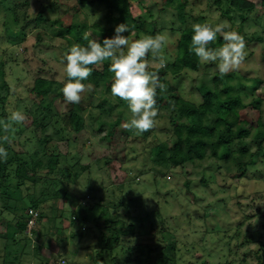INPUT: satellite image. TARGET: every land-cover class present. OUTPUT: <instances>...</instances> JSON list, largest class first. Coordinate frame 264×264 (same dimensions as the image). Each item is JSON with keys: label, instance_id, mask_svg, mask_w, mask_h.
I'll return each instance as SVG.
<instances>
[{"label": "trees", "instance_id": "16d2710c", "mask_svg": "<svg viewBox=\"0 0 264 264\" xmlns=\"http://www.w3.org/2000/svg\"><path fill=\"white\" fill-rule=\"evenodd\" d=\"M189 1L160 0L157 15L149 21L135 11L137 6L133 0H51L50 3L42 5V8H52L51 3L56 7L64 5L61 14L53 19L49 26L52 36H59L67 41V52L74 43L87 44L83 35L88 28L96 29L99 34L97 38L102 42L105 37L111 38L115 35L117 25L127 23L130 29H134L131 38L135 40L141 36L140 31L144 25L150 28L151 35L155 31H161L163 12H172L169 17V30L175 37L164 51L169 62L163 67L149 66V70L156 71L160 81L167 85L165 92L157 90V108L160 111L168 103H172L166 119L171 134L163 142L158 139L149 150L156 165L152 170V179L156 183L159 177L165 180L168 173L185 174L188 165L206 160L207 164L220 173L224 168L225 176L231 175L229 172L235 167L237 174L231 176L234 181H239L247 168L264 161V91L260 90L261 79L258 76L253 78L255 93L251 92L250 98L244 101L242 94H248L241 90L240 83H231L233 72L221 76L217 70L213 73L210 83L200 82L198 88L201 95L196 100L185 97L180 91V86L177 87L165 78L170 74L174 79H180L186 71H196L201 64L199 58L189 51L193 35L192 25L196 17L188 13ZM0 2L9 6L11 0ZM207 3L226 16L230 29L225 30L239 32L246 41V47L254 42L264 41V0H207ZM42 8L33 18L37 23L44 20ZM99 10L103 12L100 17L105 20L104 25L97 15ZM78 13L82 16L78 17ZM197 16L202 21L203 15L200 13ZM248 27L254 28L248 32ZM42 33L41 30L35 33V41H43ZM18 39L21 40L22 37ZM223 43V37L218 34L216 41L209 47L216 49ZM169 49H172V52H169ZM260 53L264 59V47ZM149 58L150 54L147 59ZM109 64L110 61H105L102 66L94 68L88 80L83 81L85 84H91L93 90L84 93L79 104H69L64 100L61 89L67 82L66 74L64 81H57L43 74L33 77L24 109L26 122L17 126L13 138L17 143H24V148L15 150L12 144L5 143L3 146L7 149L8 158L6 161L0 159V227H6L3 233H0L4 235L2 248L5 252L2 262L11 258L12 262L21 264L22 257L29 254L36 259V264H50L46 256L40 255L42 242L37 240L32 250H26L31 242L24 232L28 227V220L33 218L31 231L40 235H49L53 231L56 241L64 239L62 231L67 226L77 230L72 234L73 239L80 238L84 234V225L92 222L99 235L93 245L96 249L95 255L90 253L89 258L99 264H177L176 258L167 253L174 250L175 241L161 235V230H156L148 213L143 218L149 222L152 235H148L150 239L146 242L141 240L143 235L140 225L118 217L115 220L108 218L106 207L114 210L123 207L126 218L132 220L127 212L130 197L122 194V183L116 185L118 190L112 189L114 202L104 201L106 190L105 186H102L92 195L97 199L89 197L83 204L82 212H79L77 203L83 193L70 191V185L78 184L82 172L90 168L89 162L81 161L82 147L86 139L79 140L88 128L93 136L101 133L99 138L106 144L105 149L98 155L94 156V153L90 152L97 164L105 161L106 165L113 167L125 159L126 152L121 145H125L129 131L125 130L123 125L131 118V114L127 103L111 94L113 74L108 71ZM9 87L10 83L5 76V63L0 57V122L7 121L9 116L4 109L8 101ZM96 90L102 101L90 108L91 97ZM1 92L6 95L1 96ZM94 108L97 109L96 112L92 110ZM125 109L128 114L124 113ZM112 113L113 118H103V114L111 116ZM3 135L5 133L0 126V137ZM250 141L255 144L254 150H250ZM121 174L122 177L128 176L129 171L124 170ZM202 176L201 180L205 181L206 178L203 174ZM133 179L135 180V177ZM111 182H115L114 179L109 181ZM189 183L190 179L185 180L186 186ZM89 191H92V188H89ZM25 198L29 200L28 206H25ZM64 198L67 199L69 207L63 205ZM146 198L151 202L150 197ZM158 208L155 209L159 210ZM46 209L54 214L49 215ZM259 213V210L256 214L249 212L244 219L254 215L263 217L264 212ZM4 218H8L6 223ZM44 218L48 224L45 231L39 228ZM241 225L242 221L238 223L239 227ZM22 233L24 235L20 237ZM263 233L264 226L260 225L256 234L259 236ZM50 238L52 236H49L51 241ZM7 239L12 242L6 241ZM247 240L256 242V248L251 249L256 256V264H264V243L258 238L254 239L252 234ZM117 248L124 253L122 262L118 261L116 256ZM63 254L64 249H59L55 256Z\"/></svg>", "mask_w": 264, "mask_h": 264}, {"label": "rangeland", "instance_id": "374dc122", "mask_svg": "<svg viewBox=\"0 0 264 264\" xmlns=\"http://www.w3.org/2000/svg\"><path fill=\"white\" fill-rule=\"evenodd\" d=\"M50 1L11 0L9 6L0 2V57L5 63V76L10 83V90L7 93L8 101L4 107L8 114L17 109L24 113L28 102L27 91L36 74H43L57 81H64L63 69L66 63L64 57L67 53V41L62 37L52 36L49 26L50 22L61 14L64 5L56 7L51 3L52 8L48 9L45 6L42 8V5L48 4ZM133 1L137 6L135 11L141 13L147 21L157 15L160 0ZM41 8L44 9V20L37 23L33 18ZM187 10L192 16H196L195 23L205 22L215 25L227 22L230 25L226 16L222 15L220 10L212 4L209 5L207 0H190ZM102 13L99 10L98 17ZM149 13H151L150 16ZM200 13L203 15L202 21L197 16ZM171 14L170 11L163 12L164 18L160 25L162 30L155 31L153 34L166 33L169 37V46L175 37L169 30ZM77 15L78 17L82 16L81 13ZM99 20L103 25L106 24L101 17ZM253 28L248 27L246 30L251 32ZM142 29L140 35H151L147 25H144ZM39 30L43 32L42 42H37L34 39L35 33ZM23 32H25L24 35ZM86 32L90 33V38L99 36L96 29L88 28ZM133 33V28L127 33L130 42L134 41L131 38ZM21 37V40L18 39ZM263 47L264 41L254 42L246 47L247 57L244 63L238 70L233 71L231 83H238V85L240 83L241 90L248 94V96L242 94L244 101L250 98L251 92L252 94L255 93L254 87L256 85L253 84L255 76L260 77V90L264 91V59L261 58L260 53ZM169 52H172V49H169ZM147 60L149 66L159 65L158 60H155L151 54ZM168 62L169 60L166 59V64ZM217 70L216 63L205 64L201 62L196 71H186L180 79H177L178 81L170 74H167L165 78L177 87L180 86L182 89L180 91L185 97L196 100L201 95L198 88L200 82L208 81L210 83L213 73ZM98 93L96 90L92 94L90 108L102 101ZM3 95L6 93L1 92V96ZM17 99L19 100L16 101ZM104 104L107 105L106 102ZM171 104L168 103L164 109L159 111L156 126L152 130L143 134L129 131L125 145H121L126 152L125 159L113 167L106 165L105 161H100L97 164L92 159L93 154L91 153H94V156L95 154L98 155L105 149L106 144L99 138L101 133L93 136L90 128H86V133H82L83 135L79 138V140L86 139L82 147L83 157L81 161L83 163L89 162L90 168L82 172L78 184L70 185V191L83 193L79 203H77L79 212H82V206L89 197L97 199L92 195L102 186H105L104 189L106 190L103 195L104 201L106 203L114 202L112 189L118 190L116 185L122 183L120 188L122 194L125 197H130V202H127V212L132 220L126 218L123 207L117 210L106 207L108 218L115 220L118 217L123 221H131L137 226L140 225L143 235L141 240L146 242L150 239L148 235H152L149 231V222L143 218L148 213L156 230H161V235L175 241L174 250H169L167 253L176 258L177 264H256V256L251 251V249L256 248V242L254 240L248 241L247 237L249 238L252 234L254 239L258 238L264 243V233L259 236L256 234L257 228L260 225L264 226V215L260 218L257 217L258 215H254L249 219H244V216L249 212L256 214L258 210L260 213L264 212V161L257 162L253 167L247 168L239 181L232 179V176L237 174L235 167L231 168V172H229L232 176H225L224 168L220 173L213 166L207 164L206 160H203L202 163L195 161L188 165L185 174L168 173L165 180L159 177L155 183L151 174L156 165L152 161L149 150L158 139L163 142L171 134L170 126L166 122L170 114L169 107ZM92 110L96 112L97 109ZM262 110L264 117V104ZM127 111L125 109L124 113L128 114ZM113 117L114 113L111 116L103 114L105 119ZM106 127L105 124L104 128ZM11 144L15 150H23L24 148V143H17L16 139L12 140ZM249 147L250 150H254L255 144L250 141ZM73 149L72 147L71 151ZM124 170L129 171V174L122 177L121 172ZM202 174L206 178L205 181L201 180ZM112 179L115 182L109 183ZM187 179H190L188 186L185 185ZM89 188H92V191H89ZM146 197H150L151 202H148ZM66 198L63 199V205L69 207ZM24 202L26 203L25 206L29 205L27 198L24 199ZM46 211L48 210L46 209ZM48 213L49 215L54 214L49 211ZM7 219L4 218V223ZM241 221L242 225L239 227L238 223ZM42 223L39 228L45 231L48 225L46 218L42 219ZM5 228L4 226L0 227V233H3ZM74 231L77 232L73 227L67 226L62 231L64 239L56 241L54 240L56 234L53 231L49 235L48 233L40 235L37 232L33 233L27 227L24 233L27 234L31 243L26 250H32L34 243L38 240V242L43 243L40 255L46 256L50 264H99V262H93L89 258L90 253L93 254L92 256L95 255L96 249L93 245L99 235L97 227L92 222L86 223L83 236L77 239L72 238ZM49 236H52L51 241ZM3 242L4 235H0V264H16V261L10 260L11 258L2 262L4 259L2 255L5 252L2 248ZM8 242L12 241L9 240ZM59 249L60 251L64 249V254L55 256ZM115 253H118L116 255L118 261L122 262L124 253L120 252L119 248ZM106 259L108 260V258ZM21 264H36V259L32 255L25 254Z\"/></svg>", "mask_w": 264, "mask_h": 264}, {"label": "clouds", "instance_id": "9594fccd", "mask_svg": "<svg viewBox=\"0 0 264 264\" xmlns=\"http://www.w3.org/2000/svg\"><path fill=\"white\" fill-rule=\"evenodd\" d=\"M225 29H230L227 22L215 25L194 23L189 48L202 63H216L221 76L238 70L247 57L244 37L235 30ZM130 31L127 23L119 24L115 27V35L105 37L102 42L99 38L90 39V33L85 32L83 39L87 44L74 43L65 54L63 71L67 82L61 92L66 103L79 104L83 94L93 90L91 84L83 81L88 80L94 68L110 61L108 71L113 74L111 94L125 101L131 113V118L123 127L143 134L156 126L159 114L156 106L157 90L161 93L167 90V85L160 81L158 73L149 70L147 57L151 54L161 67L165 66L164 51L169 44V37L166 33L142 34L130 42L128 35H124ZM218 34L223 37L224 43L221 47L212 49L209 45L216 41ZM25 122L26 115L18 109L10 111L7 121L0 122L5 133L0 137V159L7 160L8 152L3 144L11 145L17 126Z\"/></svg>", "mask_w": 264, "mask_h": 264}, {"label": "built area", "instance_id": "2783aa9c", "mask_svg": "<svg viewBox=\"0 0 264 264\" xmlns=\"http://www.w3.org/2000/svg\"><path fill=\"white\" fill-rule=\"evenodd\" d=\"M34 223V219L31 218L28 220V227L32 226V224Z\"/></svg>", "mask_w": 264, "mask_h": 264}]
</instances>
